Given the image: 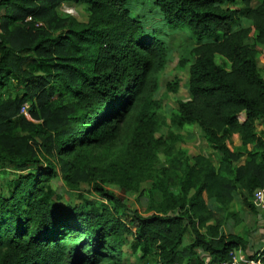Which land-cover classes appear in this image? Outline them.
Wrapping results in <instances>:
<instances>
[{
  "label": "trees",
  "instance_id": "16d2710c",
  "mask_svg": "<svg viewBox=\"0 0 264 264\" xmlns=\"http://www.w3.org/2000/svg\"><path fill=\"white\" fill-rule=\"evenodd\" d=\"M128 1L0 0V264H127L129 250L155 264H219L248 249L224 226L240 223L236 201L256 215L264 188V0H153L197 40L176 125L195 126L217 165L162 137L155 95L168 49ZM64 4L83 6L86 21L63 17ZM27 103L33 123L20 114ZM55 165L99 200L62 203ZM145 181L144 214L104 188L137 193ZM249 259L264 264V248Z\"/></svg>",
  "mask_w": 264,
  "mask_h": 264
},
{
  "label": "rangeland",
  "instance_id": "374dc122",
  "mask_svg": "<svg viewBox=\"0 0 264 264\" xmlns=\"http://www.w3.org/2000/svg\"><path fill=\"white\" fill-rule=\"evenodd\" d=\"M259 1L260 0H255L253 5H256ZM228 6L234 9L242 8L239 0L233 5ZM127 7L130 15L141 21L143 29L147 32H151L162 40L168 49V61L160 74V86L155 95V97L159 98L162 102V116L166 122V126L161 133L162 137L167 143L176 139L177 147L186 154L187 158H192L193 156L201 154L216 161L217 155L213 153L209 145L202 139L199 130L195 126L180 129L176 125V103L177 101H184L189 98L187 88L188 68L193 61L191 50L197 45L196 38L190 34L187 28H175L166 24L153 0H130L127 2ZM59 10L63 17L72 16L80 22H84L87 19V11L81 5L64 4L60 6ZM245 24V21H242V25ZM203 41L205 40H202V42ZM261 54H264V52L262 51ZM259 57L260 56H258V60ZM182 59L187 60V65L184 68L178 66ZM262 59H264V55L261 57L260 61H258L261 67L263 66ZM216 62L222 63L223 61L217 56ZM262 73H264V70ZM174 81H178L176 92L167 91L166 85ZM27 106L29 108L31 105L27 103ZM25 118L33 123L30 113H28ZM19 133L21 136H26L25 131H20ZM232 148L237 147L232 143ZM158 159L156 168L158 169L157 171H160L163 167H166L163 153L158 155ZM213 163L217 165L215 162ZM55 167L57 177L51 181V186L55 195L62 199V203L70 202L74 205L84 200H99V197L85 184H80L77 189H71L60 173L59 167L57 165H55ZM13 173L15 172L13 171ZM1 180L0 177V182ZM150 185V181L143 182L137 193L124 192L119 187L109 184L104 185V188L123 199L129 210H136L144 214L145 207L142 204L146 203L145 200H147ZM232 212L238 215L240 223L232 225L233 221L230 220L231 223L227 225L228 227L224 226V230L244 235V237L248 239V249L241 252L245 259H249V256L263 249L255 248V242L256 239H259L258 241H264V221L262 222V218L259 219V217L250 213L239 201L233 203ZM140 257V254L133 253L131 250L127 251V264H155L156 262L154 258L139 259Z\"/></svg>",
  "mask_w": 264,
  "mask_h": 264
},
{
  "label": "built area",
  "instance_id": "2783aa9c",
  "mask_svg": "<svg viewBox=\"0 0 264 264\" xmlns=\"http://www.w3.org/2000/svg\"><path fill=\"white\" fill-rule=\"evenodd\" d=\"M20 114L23 116H27L28 114L27 105H24L21 108ZM252 203L257 209L264 211V188H259L253 193ZM241 251L242 250L239 249L237 251L231 252L230 257L226 261H222L219 264H260L259 261L245 259Z\"/></svg>",
  "mask_w": 264,
  "mask_h": 264
},
{
  "label": "crops",
  "instance_id": "0c3cea01",
  "mask_svg": "<svg viewBox=\"0 0 264 264\" xmlns=\"http://www.w3.org/2000/svg\"><path fill=\"white\" fill-rule=\"evenodd\" d=\"M263 52H264V49L262 50ZM261 51V52H262ZM263 55L264 54H259V60L258 61H260V59H261V57H263ZM262 63H263V66L261 67L259 64H258V66H259V68H260V70H261V73L263 72V70H264V59H262ZM262 76L264 77V73H262ZM256 124H258L259 125V127L258 128H260V129H262L263 127H264V121L262 120V121H258ZM233 145L235 146V147H238L239 146V142H237V141H235V142H233ZM214 155V154H213ZM217 155V154H216ZM213 161V160H212ZM213 162H215L216 164H217V162H218V155H217V160L216 161H213ZM255 216H257V217H259V219H263L262 220V222L264 221V211H262V210H257V213H256V215ZM248 240V239H247ZM259 239H256V242H255V248H257V249H262V248H264V241L262 240H260V241H258ZM249 242V241H248Z\"/></svg>",
  "mask_w": 264,
  "mask_h": 264
}]
</instances>
